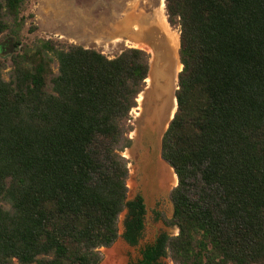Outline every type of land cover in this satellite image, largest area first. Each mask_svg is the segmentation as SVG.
<instances>
[{
    "label": "trees",
    "instance_id": "trees-1",
    "mask_svg": "<svg viewBox=\"0 0 264 264\" xmlns=\"http://www.w3.org/2000/svg\"><path fill=\"white\" fill-rule=\"evenodd\" d=\"M28 2L0 0V264H98L123 210L124 238L143 231L119 151L149 55L25 42ZM165 10L182 69L161 139L173 213L161 217L178 232L161 233L141 264H264V0H165Z\"/></svg>",
    "mask_w": 264,
    "mask_h": 264
},
{
    "label": "rangeland",
    "instance_id": "rangeland-1",
    "mask_svg": "<svg viewBox=\"0 0 264 264\" xmlns=\"http://www.w3.org/2000/svg\"><path fill=\"white\" fill-rule=\"evenodd\" d=\"M161 3L163 4L167 23L179 33L178 25H170L168 22L165 0H29L24 11V16L26 17L24 41L30 43L36 38H52L66 43L94 48L107 57L112 58L124 48L138 47L128 45L125 36L120 39L111 38L107 33H103L101 28L105 25H111V21L122 18L123 13L133 9L136 13L150 16L153 14V10H156ZM122 4H125L126 7L129 6L130 10L126 11L124 9L119 14L122 11V7H120ZM136 104L138 106V103ZM137 106L130 110L128 119L125 122L128 128L126 137L130 140V144L119 151V153L125 158L128 167V177L126 180L128 187L127 198L132 199L137 193L141 194L144 198V227L141 237L134 246L128 245L119 236L111 247L99 248L102 253V259L98 264H107L106 251L115 246L120 247L119 259L121 258L124 264H130L131 261L137 258L138 251L145 244L153 242L158 234L165 232L169 235H175L178 232L176 226H167L161 217L162 215L167 218L172 216L173 204L169 198V192L172 188L166 191L162 197L159 195L147 199L139 176L135 175L132 169L134 163L126 154L128 150L133 148L132 144L134 140L130 138V134L135 130L134 115ZM125 215L126 209L119 215V234L123 230ZM163 260L165 264H173L169 257H165Z\"/></svg>",
    "mask_w": 264,
    "mask_h": 264
},
{
    "label": "bare ground",
    "instance_id": "bare-ground-1",
    "mask_svg": "<svg viewBox=\"0 0 264 264\" xmlns=\"http://www.w3.org/2000/svg\"><path fill=\"white\" fill-rule=\"evenodd\" d=\"M122 15L111 21V25L102 27V32L117 39L125 35L128 45L142 48L149 55L145 86L136 99V127L131 133L133 148L126 154L144 163L142 183L147 195L154 189L166 192L175 186L177 177L158 150L162 134L176 110L177 75L182 68L178 55L179 33L167 23L162 3L150 16L136 13L134 9ZM119 253L118 246L107 250L106 263L124 264Z\"/></svg>",
    "mask_w": 264,
    "mask_h": 264
},
{
    "label": "flooded vegetation",
    "instance_id": "flooded-vegetation-1",
    "mask_svg": "<svg viewBox=\"0 0 264 264\" xmlns=\"http://www.w3.org/2000/svg\"><path fill=\"white\" fill-rule=\"evenodd\" d=\"M135 125V127H136V123L134 124ZM130 138L132 139L133 137H131V134H130ZM129 138V139H130ZM133 143H134V141H133ZM129 144H130V140H129ZM132 146H133V144H132ZM147 148L149 149L150 148V146H147ZM151 149V148H150ZM159 154H161L160 153V146H159ZM161 156V155H160ZM162 158V157H161ZM163 160V159H162ZM132 161H133V163H134V165L132 166V169H133V171H134V174L136 175H138L139 176V179H140V181H141V185H142V188H143V190H144V185H143V183H142V177H144V171H143V165H144V163L142 162V163H138L137 162V160H135V159H132ZM144 193H145V196L147 197V199H149V198H151V197H153V196H159V195H161L160 197H162V196H164L165 195V192H163V191H158V190H152V191H149V195H147V193L145 192V190H144ZM137 195H140L141 196V198H142V201H143V204H144V214H143V221H142V223H143V227H144V215H145V203H144V198L142 197V195L141 194H139V193H137L135 196H137ZM134 196V197H135ZM133 197V198H134ZM159 197V198H160ZM132 198V199H133ZM128 212H129V210L128 209H126V215L128 214ZM126 215H125V218H124V220H123V230H122V233L121 234H119V236H121L122 237V239L124 240V242L125 243H127L128 245H130V246H134L135 244H131L129 241H127L125 238H124V236H123V233L124 232H126ZM131 217V216H130ZM161 234V233H160ZM160 234H158V236L160 235ZM118 236V237H119ZM158 236H156V238L154 239V241L153 242H150V243H147V244H145L139 251H138V256H137V258L135 259V260H133V261H131L130 262V264H141V261H142V259H143V251H144V249L148 246V245H151V244H153L155 241H156V239H157V237ZM140 238V237H139ZM139 238H138V240H139ZM137 240V241H138ZM115 243V242H114ZM113 243V244H114ZM112 244V245H113ZM111 245V246H112ZM111 246H109V247H111ZM109 247H105V248H109ZM164 259V258H163ZM162 259V261H163V263L165 264V261Z\"/></svg>",
    "mask_w": 264,
    "mask_h": 264
},
{
    "label": "water",
    "instance_id": "water-1",
    "mask_svg": "<svg viewBox=\"0 0 264 264\" xmlns=\"http://www.w3.org/2000/svg\"><path fill=\"white\" fill-rule=\"evenodd\" d=\"M148 59H149V57H148ZM182 69V68H181ZM148 71H149V60H148ZM147 74H148V72H147ZM145 81V80H144ZM177 81H178V75H177ZM177 88H178V86H177ZM176 88V89H177ZM142 90V89H141ZM176 98V97H175ZM176 106H177V103H176ZM175 113V112H174ZM173 116H174V114L172 115V117H171V119L173 118ZM171 119L169 120V122L171 121ZM169 122H168V125H169ZM168 125H167V127H168ZM167 127H166V129H167ZM166 129H165V131H166ZM164 131V132H165ZM164 134V133H163ZM163 134H162V136H163ZM161 139H162V137H161ZM160 153H161V141H160ZM161 155V154H160ZM163 159V158H162ZM164 160V159H163ZM165 161V160H164ZM166 162V161H165ZM167 163V162H166ZM168 164V163H167ZM169 165V164H168ZM170 166V165H169ZM171 167V166H170ZM177 184V183H176ZM176 184H175V186H176Z\"/></svg>",
    "mask_w": 264,
    "mask_h": 264
},
{
    "label": "crops",
    "instance_id": "crops-1",
    "mask_svg": "<svg viewBox=\"0 0 264 264\" xmlns=\"http://www.w3.org/2000/svg\"><path fill=\"white\" fill-rule=\"evenodd\" d=\"M121 3H122V2H121ZM120 7H122V11H121L119 14H121V13L123 12L124 9H125L126 11H129V10H130V8H128L129 6L126 7L125 4H124V5L122 4V6L120 5ZM114 36H115V35H114ZM114 36H110V37L114 39V38H115ZM124 36H125V35H122V38H124Z\"/></svg>",
    "mask_w": 264,
    "mask_h": 264
}]
</instances>
